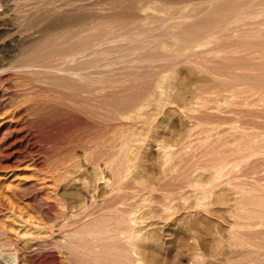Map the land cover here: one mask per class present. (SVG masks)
<instances>
[{"label": "rangeland", "instance_id": "1", "mask_svg": "<svg viewBox=\"0 0 264 264\" xmlns=\"http://www.w3.org/2000/svg\"><path fill=\"white\" fill-rule=\"evenodd\" d=\"M0 264H264V0H0Z\"/></svg>", "mask_w": 264, "mask_h": 264}, {"label": "bare ground", "instance_id": "2", "mask_svg": "<svg viewBox=\"0 0 264 264\" xmlns=\"http://www.w3.org/2000/svg\"><path fill=\"white\" fill-rule=\"evenodd\" d=\"M132 239H133V237H132V238H130V239H129V241H130V240H132ZM134 254H135V253H134Z\"/></svg>", "mask_w": 264, "mask_h": 264}]
</instances>
